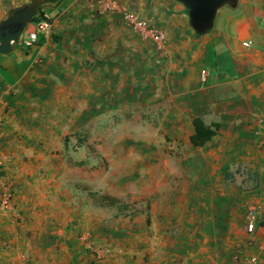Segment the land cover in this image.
<instances>
[{
    "label": "crops",
    "instance_id": "0c3cea01",
    "mask_svg": "<svg viewBox=\"0 0 264 264\" xmlns=\"http://www.w3.org/2000/svg\"><path fill=\"white\" fill-rule=\"evenodd\" d=\"M30 1L0 0V21ZM137 11L166 31L163 51L99 0H61L49 10L52 28L34 46L17 42L0 54L1 152L15 185L13 208L0 207V264H92L73 223L74 194L49 162L56 155L30 145L51 138L35 129L66 128L77 112H91L90 98L108 97L113 81V94L121 97L126 80L141 77L146 92L135 95L185 122L191 135L196 116L218 122L220 129L197 147L208 151L196 158L207 162L200 165L206 169L195 200L187 201L189 209L199 210L196 216L154 223V232L139 239L142 248L120 249L110 263L264 264V225L252 233L245 228L247 207H264V0L223 5L203 36L196 35L185 7L175 0H154ZM77 97L84 103L78 105ZM46 112L68 116L45 118ZM235 165L258 177L246 193L225 179Z\"/></svg>",
    "mask_w": 264,
    "mask_h": 264
},
{
    "label": "rangeland",
    "instance_id": "374dc122",
    "mask_svg": "<svg viewBox=\"0 0 264 264\" xmlns=\"http://www.w3.org/2000/svg\"><path fill=\"white\" fill-rule=\"evenodd\" d=\"M122 2L131 9L147 10L154 0ZM41 5L47 10L54 7L51 1ZM142 78L141 81L126 80L125 94L121 97L113 94L117 86L113 81L106 92L108 97L92 96L91 112H77L74 125L34 130L37 135H43L44 131L51 133V138H40L30 147L56 155L49 162L60 170L62 180L74 194L77 218L73 223L78 241L91 256L92 264H111L118 250L142 248L143 242L139 239L154 232V223L164 222L166 218L175 222L180 215L190 218L199 211L189 209L187 201L195 200L196 190L202 184L200 176L206 168L200 165L207 162L196 158L200 151H208V147L200 149L192 145V128L172 119V114H166L164 108L150 106L135 95L139 91L146 92L140 89L145 85ZM57 83L60 84L58 89L64 88V82ZM76 101L80 105L85 98L77 97ZM43 115L45 118L67 117L68 113L46 112ZM228 172L234 181L226 179ZM4 173L7 176L6 169ZM226 174V181L240 193L250 191L258 181L254 171L243 165L232 166ZM229 193L226 192L224 198H228ZM92 195L112 196L121 202L118 206L125 204L128 210L95 207ZM251 207L264 210L253 204L247 207V232V214ZM258 218L254 231L264 225V215Z\"/></svg>",
    "mask_w": 264,
    "mask_h": 264
},
{
    "label": "built area",
    "instance_id": "2783aa9c",
    "mask_svg": "<svg viewBox=\"0 0 264 264\" xmlns=\"http://www.w3.org/2000/svg\"><path fill=\"white\" fill-rule=\"evenodd\" d=\"M100 4L104 5L106 9L121 12L127 27L135 34L140 36L144 41L153 45L155 50L161 52L165 49L167 43V33L164 29L153 23L147 18H144L137 10L131 9L121 5L117 0H99ZM52 28V17L46 8H41L38 14V19L34 22V26L30 30H26V35L23 34L15 41L20 42L21 46L31 48L41 38L42 35L49 32ZM14 43V44H15ZM207 71H203L202 75L205 77ZM2 121L0 120V134ZM8 159L1 152L0 143V207L4 210L13 208V197L15 193L14 183L5 175V162ZM264 215L262 208L251 207L247 214V230L253 232L259 216ZM253 259L252 261H254ZM13 264H23L21 262H14Z\"/></svg>",
    "mask_w": 264,
    "mask_h": 264
},
{
    "label": "water",
    "instance_id": "95a60500",
    "mask_svg": "<svg viewBox=\"0 0 264 264\" xmlns=\"http://www.w3.org/2000/svg\"><path fill=\"white\" fill-rule=\"evenodd\" d=\"M46 0L32 2L18 7L0 21V54L13 50L14 43L22 35L30 21ZM185 7L189 23L197 36L210 32L214 26L218 10L225 4L236 6L238 0H175Z\"/></svg>",
    "mask_w": 264,
    "mask_h": 264
},
{
    "label": "trees",
    "instance_id": "16d2710c",
    "mask_svg": "<svg viewBox=\"0 0 264 264\" xmlns=\"http://www.w3.org/2000/svg\"><path fill=\"white\" fill-rule=\"evenodd\" d=\"M51 1L52 3H57L60 2L61 0H46ZM42 5L39 6L38 12L35 15V17L30 21V23H34L38 19V14L41 11ZM193 126H194V133L190 137V141L192 145L195 147H203L205 146L219 131L220 129V124L218 122H212L210 124L206 123L204 119L201 116H196L193 120ZM226 179L230 181H234V178L232 174L229 172L226 174ZM92 203L95 207H100V208H108V207H118L121 208L122 211L128 210L127 206L123 204L122 206L120 205L121 202L119 199H116L112 196H97V195H92ZM135 215V214H134Z\"/></svg>",
    "mask_w": 264,
    "mask_h": 264
}]
</instances>
